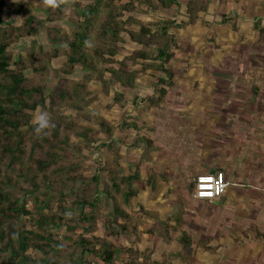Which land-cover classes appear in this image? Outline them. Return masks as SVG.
Masks as SVG:
<instances>
[{"label":"trees","instance_id":"1","mask_svg":"<svg viewBox=\"0 0 264 264\" xmlns=\"http://www.w3.org/2000/svg\"><path fill=\"white\" fill-rule=\"evenodd\" d=\"M75 1L76 9L67 18L71 29L62 32L59 22L67 17L63 3L48 0L46 18H41L29 10L34 7L33 0L18 6L12 0H0V264H168L165 256L154 263L121 243L128 235L134 237V243L141 240L138 224L145 233L155 224L143 220L145 209L133 210L137 189L132 180L138 173L122 174L125 155L114 140H106L100 133H119L121 139L136 125L131 117H122L115 126L87 108L95 99L92 91L108 95L112 86L122 89H112L113 102L122 101L123 89L132 88L141 73L159 72L160 82L173 86L177 40L169 30L197 24L198 11L189 0L187 21L172 17L144 24L137 14L174 9L179 2ZM10 10L22 18L21 24L2 22ZM45 23L53 25L48 36L56 46L44 53L43 45L32 40L26 54L11 62L10 47L37 35ZM127 43L135 45L128 58L131 63L118 58ZM57 57L66 59L60 68L64 76L47 93V61ZM77 69L83 73L81 80L67 76ZM95 79L102 82L99 90L89 86ZM166 92L161 88L160 95L148 98L147 103L157 106ZM38 109L47 111L52 123L39 135L34 124ZM68 109L70 113H66ZM100 148L111 151V158H91L85 153ZM87 160L97 162L107 177L104 188L92 198L85 182ZM166 233L169 235V230Z\"/></svg>","mask_w":264,"mask_h":264},{"label":"crops","instance_id":"2","mask_svg":"<svg viewBox=\"0 0 264 264\" xmlns=\"http://www.w3.org/2000/svg\"><path fill=\"white\" fill-rule=\"evenodd\" d=\"M177 1L178 21L187 20L189 0ZM209 1V55L195 57L193 85L182 88L192 100L175 104L172 115L166 101L147 103L158 93H136L141 104L130 121L142 117L140 124L109 140L125 155L122 174L138 173L132 207L159 226L168 264H264V0ZM151 78L137 75L139 91L151 90ZM212 171L225 177V193L196 198V177ZM185 185L192 190L182 196Z\"/></svg>","mask_w":264,"mask_h":264},{"label":"rangeland","instance_id":"3","mask_svg":"<svg viewBox=\"0 0 264 264\" xmlns=\"http://www.w3.org/2000/svg\"><path fill=\"white\" fill-rule=\"evenodd\" d=\"M17 6L22 3L25 2L27 3L28 0H12ZM34 1V7L32 9H29L32 13L36 14L37 16L41 17V18H46V14L44 11V8L46 7L45 4L48 2V0H33ZM60 3H63L64 5H66L67 9H66V19L63 21L59 22V27L61 25L62 28V32H66V31H70V22L68 21L67 18H69L75 11L76 9V1L75 0H57ZM188 1V0H185ZM192 2V7L193 10L198 11V20L200 22L201 27H205L206 30L202 31L200 30V26H196L195 25H186L184 26V28L180 29V28H174L171 27L169 32L170 33H174L175 34V38L177 40L176 42V55L173 59V65H174V70H175V84L171 87H168L167 85H165L164 83H161L159 80V77L161 76V74L159 72H148L146 74L151 75L154 78L150 79V83H152V85H150L151 90L148 91H139L140 87L139 84L136 85V83H138V80L135 79L134 81V86L132 88L129 87H125L123 89V92L125 94V98L120 101V102H113V96L114 93L113 91H119L122 90L121 86H112L111 92L108 95H105L103 93H99L97 94V91H92L91 92V97H95L94 101L91 103V105L88 106L87 111L90 113H95V114H99L100 116L103 117V114H107L108 116H111L112 119L115 120V122L119 123L121 121V118H128L131 117V119H135L136 117L134 116L135 113V109L138 108L141 104V100L139 99V101L137 100L135 103V94L139 93L141 96L147 97L151 95V91L155 92L156 94L159 93L160 95V89L161 88H166L167 89V94L164 95L163 97V101H166V103H168V108L167 110V114H169L170 112L172 113V115L175 112H172L173 108L175 109L174 105L175 104H186L187 102H190L192 100V97L189 95H186V93L183 92L182 88L183 86H189V85H193V79H190L187 75L188 72H191L192 74L195 72V68L194 66L196 65L194 62L195 57L198 58H205L206 56L208 57L209 52H208V45H209V40H208V29H209V23H210V1L209 0H193ZM204 5L205 10L202 9V6ZM27 7H29V5H27ZM182 7V5L180 6ZM181 9V8H180ZM182 10L179 11V8H175L174 9H170V10H166L165 12H163L164 15L161 14H157L155 12H147L144 14H137V17L139 18V20L144 23V24H150L151 21L155 20V17L157 16L156 20L160 17L163 18H172L175 17L177 20H181V16L183 15V11ZM188 11V10H187ZM206 18V19H205ZM187 21V20H186ZM4 24L7 25H18L22 23V18L20 16H18L16 13H13L11 10L6 12L2 21ZM179 22V21H178ZM55 24V23H54ZM51 25V23H45L43 24L37 35L35 36H30V37H25L22 38L19 42H17L16 44H13L10 47V51L12 53V61L14 62L18 59L20 54L25 55L26 54V48L31 45V41L32 40H36L37 42L41 43L43 45V52L44 53H48V51L50 50L51 47H55L56 45L54 43L51 44V41L49 40V36H48V29ZM154 28V27H153ZM155 29V28H154ZM207 39V40H206ZM128 40V39H127ZM202 45V46H201ZM132 48H135V45H132L130 43H127L124 45V47L121 49V55L118 56V58L120 59V57H125L127 58L128 62L131 63V60H129L128 58L130 56H132L131 54V50ZM202 52V53H201ZM202 54V55H200ZM206 55V56H205ZM192 58V59H191ZM50 59V58H49ZM48 59V64L50 67V77H49V81H48V86L46 88L47 93L51 91V89H53V86L56 85V82L58 80V78L64 76V74L62 73V71L60 70V68L62 67L63 63L65 62V57H57V58H52L51 60ZM47 60V58L45 59ZM51 61V62H49ZM206 69H208V64L205 65ZM191 70V71H189ZM27 75H30V71H26ZM82 72L77 69L75 72H73L71 75H67L68 77H74L75 79L81 80L82 79ZM143 74V73H142ZM145 74V75H146ZM150 77V76H149ZM158 78V81H157ZM208 80L203 78L202 81H200L199 79L196 80V84H198L199 82H202L203 84L205 83V81ZM102 82L100 81V79H95L92 82H90L89 86H91L93 89L92 90H99L101 88ZM136 86V87H135ZM157 90V91H156ZM154 93V94H155ZM98 95V97H97ZM166 98V99H165ZM159 103V101H158ZM156 107V106H155ZM71 110L68 109L66 111V113H70ZM75 113V112H74ZM141 115L144 113H140ZM179 115H182L183 113L178 112ZM137 115V114H136ZM138 121L134 120L133 122H137L140 124L142 117H138L137 118ZM143 127V126H142ZM145 130V133L147 134V129L146 128H142ZM101 136L106 137V140H109V135L108 134H104V133H100ZM114 136V135H113ZM112 137V136H111ZM171 153H173L172 150H170ZM89 157L91 158H100V159H108L111 158L112 156V152L111 151H107V149H98L96 152L91 153V152H85ZM106 158V159H105ZM86 164V172H85V182L88 183V190H87V195L92 198L94 196H98L100 190H102L104 188V182L107 179L106 175L103 174L102 171H100L99 165L97 162H94L92 160H87L85 162ZM101 165V164H100ZM126 168V167H125ZM95 175H99L98 177V181L94 180V176ZM80 185V183H77L76 188H79L78 186ZM192 189L188 186L185 185L184 188H181V192H182V196H186V193L190 192ZM105 197H107L105 195ZM74 198L71 197L70 199ZM107 205H109L111 207V201L108 200V202H106ZM111 210V209H110ZM109 210V211H110ZM138 232L139 234H141V240L139 238V240L134 243V237H130V235L128 236H124V238L122 239L121 243H124L126 245H128L129 247L132 246L136 252L138 256H143L146 255L148 256V259L151 262L158 261L160 263V258L164 255L165 257L169 258V254H167V247L163 248V252H162V248H161V242L162 240L160 239V235H158L156 232L159 231V226L157 227L156 225L153 226L155 228H153V230H150V232L145 233V230H142L141 228V224H138ZM148 234V235H146ZM120 242V241H119ZM78 254V253H77ZM167 254V255H166ZM79 256V254H78ZM126 256V255H124ZM88 259H92L93 257L91 255H87L86 256ZM124 257H121L117 262H121V260ZM157 259V260H156ZM168 260V259H167ZM171 262V261H170ZM96 264H100V263H96Z\"/></svg>","mask_w":264,"mask_h":264},{"label":"built area","instance_id":"4","mask_svg":"<svg viewBox=\"0 0 264 264\" xmlns=\"http://www.w3.org/2000/svg\"><path fill=\"white\" fill-rule=\"evenodd\" d=\"M227 186L228 183L222 174H200L194 182V196L201 200H216L225 193Z\"/></svg>","mask_w":264,"mask_h":264},{"label":"clouds","instance_id":"5","mask_svg":"<svg viewBox=\"0 0 264 264\" xmlns=\"http://www.w3.org/2000/svg\"><path fill=\"white\" fill-rule=\"evenodd\" d=\"M34 124H35V132L38 135L41 133H46V130L52 126L49 113L43 109H38L34 117ZM208 182L211 183V181Z\"/></svg>","mask_w":264,"mask_h":264},{"label":"water","instance_id":"6","mask_svg":"<svg viewBox=\"0 0 264 264\" xmlns=\"http://www.w3.org/2000/svg\"><path fill=\"white\" fill-rule=\"evenodd\" d=\"M212 173H214V171H212Z\"/></svg>","mask_w":264,"mask_h":264}]
</instances>
